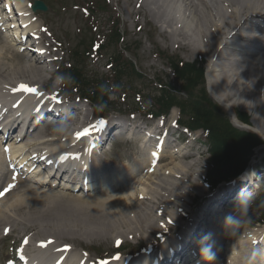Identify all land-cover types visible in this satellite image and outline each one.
Instances as JSON below:
<instances>
[{"label":"bare ground","instance_id":"obj_1","mask_svg":"<svg viewBox=\"0 0 264 264\" xmlns=\"http://www.w3.org/2000/svg\"><path fill=\"white\" fill-rule=\"evenodd\" d=\"M207 1L210 2L209 5L207 4ZM196 2H198V4ZM159 3H161V5L156 7ZM142 7L145 9L148 19L161 26L162 35H166L171 40L176 39L181 42L191 53H197L199 47H206V53L211 55L207 68V79L210 88L217 91L216 99L221 101L224 100L228 104L226 108L234 113V115H236L239 108L247 110L252 117L253 126L259 130L260 135H264V44L256 39L255 32L257 34H260L261 32L252 22L254 19H261L264 17V0H143ZM199 7H202V10H205V14L201 13ZM178 25H182V27L177 29L176 27ZM12 35L15 36L19 43L20 40L16 37L19 35V32H13ZM233 40L241 41L248 45H256L259 48V52L241 50L238 46L234 47L230 43ZM10 41L11 43L5 41L2 43L0 40V47L3 48V51L0 50V84L3 83V85L9 86L10 80L17 81L19 79H25L27 72H30L33 77L41 78V69L37 70L34 65L31 66L24 62L20 64L23 61L22 56L15 55L10 59L9 55L12 56V50L14 48L13 41ZM19 44L26 51L28 50L23 44ZM7 61H15L17 64L7 67L5 64ZM233 65L237 66L236 70L232 69ZM71 110H73V108L70 109L68 113L69 116ZM117 124H120V122ZM76 125L77 124H73L72 128L74 127L76 129ZM118 133L120 137L124 135L123 131L119 130ZM263 135L262 137H264ZM27 138L30 141H27L24 144H22V142L21 146L13 147L11 152L13 157L17 156L21 150H27L28 148L29 150H32V147L40 146L41 143H43L41 141L36 143L33 142L29 135ZM168 142L170 145L172 140ZM26 144H28V147H26ZM165 144L166 143L161 146L164 149ZM63 148L64 147H61V149ZM72 148L74 147H70V149ZM58 149V147L53 148L50 152L54 153ZM185 150L186 148L183 147L182 149H179V157L182 156L180 154H183L182 157H184ZM1 154L2 152L0 150V155ZM32 156L34 155L27 152L21 158L19 157V159L23 160L22 162L28 163ZM162 156H164V154ZM166 158L172 163V156H166ZM182 161L183 160H180L179 163L183 164ZM101 168L99 170L101 173L95 178L98 183L101 182V179H103L102 182H104V179H107L108 181L110 176V174L102 171ZM189 170L190 168L188 166L181 167L176 170V173L184 176V179H190L192 174L189 173ZM171 171L172 174H176L174 170ZM124 172V174H126V170ZM2 173L3 172L0 170V175ZM70 174H72V172ZM119 174H122V171L117 175ZM2 176H4V174H2ZM110 179H113V177ZM55 180L56 178L53 179L52 182L53 184H58L59 189L74 190L72 189L71 177L61 175L59 182ZM20 184V181H17V186ZM173 184L175 187H172L165 193V200H172L178 194L177 190L179 186H176L177 183ZM103 186H105V184ZM52 187V185L50 186L47 184L44 188L53 190ZM99 189L101 188H98L97 186L95 191ZM158 189L162 190L160 187H158ZM229 189L227 191H229ZM140 194H143L144 196L142 201H138V207H140V210L134 205L135 209L132 210L133 215L130 219V223L136 224L129 226V230L135 231L128 232L127 234L121 232L120 234L124 239L132 234L138 236L148 235L149 238H156L157 234L161 231L158 223L160 221L156 220V216L162 209H164V212L162 213L164 215H168L171 212L168 209L166 211V208H164V205L170 204L164 201V197L158 199L159 204L157 205L156 203L151 202L147 193L142 192L137 195L140 196ZM150 197H152V195ZM49 200H52V203H49ZM57 200L58 197L55 195L44 194L39 197L38 201L35 200V202L22 199L20 203L14 204V206L12 202H9V204H7L8 201L4 202L2 206L5 207L7 211H2L0 209V235L3 234V231L6 228L5 225L7 224L12 226V233H16L20 228L19 230H21V232L23 230H28V232L34 233V235L41 241L46 240V238H49V241L53 240L51 248L48 250H52L54 256L45 252L41 256L49 263L56 261L57 257L64 253L59 251V249L65 247L60 243V240L66 239L72 245L70 250L65 253L67 260L72 262L73 260L79 259L81 254L72 244V242H77L79 245H82L79 240L73 239V237L77 235L74 233L75 229L70 230L71 233L73 232L74 234H69L68 232L70 231L67 232L64 230V227L74 228V226L81 224V226L83 225L82 227L86 229L87 233L93 232L94 234H97L99 230L98 228L107 227V223L102 221L103 218H96V221L90 224L88 221V218H90L89 213H96V217L102 216L103 214H100L101 211H98V209L101 210L104 203L101 202L98 207H88V204H86V209L76 210L78 216L76 219L74 218L70 220V215L65 213V207H59L61 201ZM128 200L129 199L122 197L123 204H127ZM118 204L122 205L120 202H118ZM218 205H222L223 208L225 207L222 201L216 204V206ZM116 209H119L116 204H111V207H108V210ZM206 211L212 212L213 210L210 207H207ZM168 217L170 221L175 219V216L171 217L168 215ZM245 217L246 216H244V218ZM60 227L63 230L58 229ZM88 227H91L92 229ZM227 229L226 226V228H224L223 238H226L225 240L229 241V244L225 241L224 246L228 245V250H231L232 253L225 252L224 247H221L218 250L216 248V255L212 264H219V262L220 264H254L256 258L254 244L263 236L264 231L261 234L257 233V236H255L254 233H243L244 227L240 225H237L235 227L236 231L231 233ZM45 234H47V236L40 237ZM122 237H119V239L123 240ZM148 242L149 245L155 243H150L149 239L145 244ZM153 248L157 249L158 246L154 245ZM178 257V255H175L174 259H177ZM31 260L34 263H37L36 260Z\"/></svg>","mask_w":264,"mask_h":264},{"label":"rangeland","instance_id":"obj_2","mask_svg":"<svg viewBox=\"0 0 264 264\" xmlns=\"http://www.w3.org/2000/svg\"><path fill=\"white\" fill-rule=\"evenodd\" d=\"M48 1L50 3V12L48 15H41L40 18L42 19V22L45 25L49 26V28L52 30V32L54 33V35L59 41L65 42L67 46V50H68L67 52L68 57H70V51L80 44L79 41L76 42L78 39L80 40L82 38L80 37L81 35L78 34V31L79 29L83 28L85 25L88 27V25H90L92 21L95 20L96 21L95 24L99 27L98 33L99 34L104 33V29L107 26V23H106L107 19L105 17H99L102 14L94 13L93 14L94 16H92L88 20H85L83 15L81 14V11L71 9L74 4V0H59V4H61V7L67 9V11H64V12H60V9L55 4H52L51 0H48ZM76 1L80 3L84 2V0H76ZM92 1H96V0H92ZM111 1H112L111 6L118 5V8L122 11V16L120 19L121 26H126L125 29L128 31V34L125 35L126 42H127L126 47L128 50L132 49L131 56L133 57V60L136 63V66L139 68V71H141L144 77L146 78V83L144 84L148 85V90L145 89L144 84L142 85L141 83H139L137 85L139 89L146 90L144 92L145 93L144 96H146V100H142V101L136 100L135 101L136 95L134 92L131 91L129 93L130 95H128V101L130 103L137 104V105L142 104L144 106L151 105L153 103L155 93L157 92L156 91L157 86L154 84L156 82L155 78L159 76L161 80L167 83V81L169 80L168 76L169 75L172 76L170 70L166 68V66L163 65V62L159 61V59L154 55V53H157L160 51L163 52L165 48H167L166 54H168L169 56H172L174 60L178 62H185V63L199 61L205 65L206 70H207L211 55L206 53V50H205L206 47H199L197 50V53L196 52L191 53L187 48L184 47V45L181 42L175 41L178 43V45L175 44L173 41H171L170 38H167L164 35H161V31L159 27L157 29L155 28V26H151L150 24H147L146 27H144L143 31H138V27L142 23L141 22L136 23V21L141 20L142 14L136 15L133 12L134 14L131 17H128L127 15L128 9L123 10L121 8V4L124 3L123 0H111ZM196 3L198 4V2ZM129 5H130V9L134 11L133 7H131V2H129ZM199 10L201 11V13L205 14V10H202V7H199ZM84 31L85 30L82 31V35H84ZM96 35L97 34L93 35V39L96 38ZM85 37L89 40V37L87 36ZM134 42H137V43L133 44ZM22 63L23 61L20 64ZM69 63H70V59H69ZM14 64H17V63L13 62L12 64H10V66ZM232 69L236 70L237 66L233 65ZM89 70L94 71L99 76H106V75L109 76L110 75L108 70H106L103 66L96 64L95 61H91L89 63ZM206 84L208 85V83ZM206 84H205V87L207 89ZM216 92L217 91L215 90H212V89L210 90L208 87V91H207L209 95L208 99L212 103L219 105L220 108L226 112L225 114L228 115L229 119L233 121L234 113H232L228 108H226V106H222L218 102V100L214 99L213 93H215L214 96H216ZM65 93L68 94V97L70 98H73V99L76 98L77 92L75 90H72L71 92L66 91ZM147 93H150L152 97V99L149 101L146 95ZM111 98L113 100H118V97L116 94L112 95ZM222 102L226 105V102L224 100H222ZM237 111L238 113L245 114L246 116L250 118V122L252 121V117L248 113L247 110L243 108H239ZM87 112L91 113L92 109L87 108ZM251 125H253V123ZM252 127H254L253 130H256L258 133H260L259 130L255 126H252ZM199 149L203 150V147ZM112 153H113L114 158L119 159L125 156L126 151H124L121 147H116L115 149H113ZM198 154H201L199 150L195 152V156ZM202 156H203V153L201 154V159H202ZM194 157L191 159H188V161L193 160ZM178 162L179 160L173 161V163L175 164ZM170 168H175V165H171ZM173 181H175L174 178L168 180L166 182L168 184H166L165 189H171L172 187L174 188L175 185L173 184L174 183ZM177 181L178 182H176L177 183L176 186L177 187L179 186L177 193L181 194V191L189 193V196L185 198L186 200H192L194 197H197L198 195H201L204 192V188L199 186L201 184V179L199 177H196V174H193L190 179L185 178V179L177 180ZM29 186L30 188H33L31 185ZM193 187H197L198 189L192 191ZM32 190L34 193L31 195V198H24L25 200L30 199V201L32 202L36 200L38 195H36V192L34 189ZM134 190H138V191L145 190L150 194H155L157 191V188L151 191V188L150 187L148 188V184L145 182L144 179H142L140 184H138ZM128 194L133 195L132 191H130V193ZM102 197H106V194L94 195L87 199H81V197L76 196V195H69L65 199H62L61 203H59V207L61 206L63 208L65 207L64 209L65 213L70 215V220L74 218L76 219V217L78 216V214H76V210L86 209V206H85L86 204H88V207H98L99 204H101V202L104 203L103 208H101V210L98 209V211H101L100 214H103L102 216L96 217V213H89L90 218H88V221L90 224L94 223V221H96V218H103L102 221L107 223V227L105 225H104L105 227H102V228L97 227L99 229L97 234H94L93 232H92L93 234L87 233L86 229H84L82 227L83 225L81 226V224L74 226V228L64 227V230H66L67 232L75 229L74 233H76L77 235L74 236L73 239L79 240L82 245H79L77 242H72V244L78 249L79 252L88 251L90 253V256L99 257V255L107 254V252L112 251L118 240L122 241V243L125 245L124 247L130 250H132L135 247V245L139 243H144L148 241L149 239H150V243L151 242L156 243L158 238H153V237L149 238L148 235L138 236V235L132 234V235H129V237H127L126 239H124L122 235L120 234L121 232H125L127 234L128 232L135 231V230H129V226L136 224V223H130L131 222L130 219L133 215L132 210L135 209V207L132 204L136 200V195L134 198L130 197L127 204L121 203L122 205H119L118 203H116L117 207L119 208L118 210L117 209L108 210V207L109 208L111 207L109 203L111 202L113 198L117 197L119 199L120 196H117V194L109 195V198L97 201V199H100ZM65 201H68V202H65ZM156 203L159 204V202H156ZM127 205H130V206H127ZM136 208L138 207L136 206ZM181 209L182 210L185 209L184 202L182 204ZM238 209H240V207ZM192 210L193 208H191L190 211ZM161 213L163 212L161 211ZM165 215L162 214L159 217L160 220L162 219L163 224L165 222V220H163ZM169 215L172 216V214H169ZM84 227H87V226H84ZM88 228H91V227H88ZM58 229L63 230L61 227ZM23 231L28 232V230H23ZM30 233L32 232H28L24 234H30ZM68 233L74 234L73 232L71 233V231ZM22 234H23L22 232H19L20 237L22 236ZM45 236H47V234L40 236V237H45ZM119 237H122L123 240L119 239ZM62 241L67 242L66 239H63ZM158 244L160 246H163L161 242L159 243V240H158ZM146 245H149V242L146 243Z\"/></svg>","mask_w":264,"mask_h":264},{"label":"trees","instance_id":"obj_3","mask_svg":"<svg viewBox=\"0 0 264 264\" xmlns=\"http://www.w3.org/2000/svg\"><path fill=\"white\" fill-rule=\"evenodd\" d=\"M177 70V73L187 82L186 86L190 89L204 82V67L199 63L184 64L182 68H177ZM177 103L175 97L164 91L161 97L157 99V112L167 111ZM190 106L193 122L209 130L213 154L216 158L209 181L211 183L220 182L242 170L246 162L247 152L255 145L256 139L236 130L222 116L221 109L207 98L204 90H201V96L196 97ZM242 118L243 121H248L245 116ZM262 208H264V204Z\"/></svg>","mask_w":264,"mask_h":264},{"label":"snow or ice","instance_id":"obj_4","mask_svg":"<svg viewBox=\"0 0 264 264\" xmlns=\"http://www.w3.org/2000/svg\"><path fill=\"white\" fill-rule=\"evenodd\" d=\"M20 87L24 91H27V92H30V93H35L36 91H38L37 89L31 88V87H28V86H24V85H21ZM51 99H56V98L55 97H51ZM87 131H88L87 129L84 130L85 133H87ZM78 135H81V134L78 133Z\"/></svg>","mask_w":264,"mask_h":264},{"label":"clouds","instance_id":"obj_5","mask_svg":"<svg viewBox=\"0 0 264 264\" xmlns=\"http://www.w3.org/2000/svg\"><path fill=\"white\" fill-rule=\"evenodd\" d=\"M203 253H204L205 257H206L208 260H211V259H212V255H213V254L211 253L209 247H205V248L203 249Z\"/></svg>","mask_w":264,"mask_h":264}]
</instances>
